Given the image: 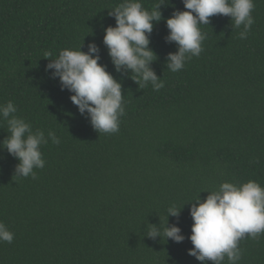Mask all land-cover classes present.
Here are the masks:
<instances>
[{
	"label": "trees",
	"instance_id": "1",
	"mask_svg": "<svg viewBox=\"0 0 264 264\" xmlns=\"http://www.w3.org/2000/svg\"><path fill=\"white\" fill-rule=\"evenodd\" d=\"M121 2L0 0V105L13 102L33 131L60 139L41 146L37 179L16 177L18 160L0 148V222L14 233L0 242V264H200L187 254L190 201L225 181L264 187V0H254L246 39L227 16L200 25L203 51L177 72L166 67L177 46L165 42V20L186 10L182 0H140L149 11L162 4L149 36L159 91L117 72L108 56L104 29ZM81 43L84 52L95 43L98 63L121 83L117 133L97 132L46 71ZM8 135L0 120V141ZM170 207L181 208L178 217H167ZM166 217L182 242L147 236L150 225L162 233ZM239 247V264H264V233Z\"/></svg>",
	"mask_w": 264,
	"mask_h": 264
},
{
	"label": "clouds",
	"instance_id": "2",
	"mask_svg": "<svg viewBox=\"0 0 264 264\" xmlns=\"http://www.w3.org/2000/svg\"><path fill=\"white\" fill-rule=\"evenodd\" d=\"M184 11H175L165 20L169 30L166 43H175L177 50L169 53L166 67L177 72L185 67L186 61L199 57L203 51L202 42L206 39L200 25H208L210 17L223 15L230 17L233 27L242 30L240 39H246L254 24L252 12L254 0H182ZM158 4L152 11L145 9L140 0H123L109 11L114 17L115 26L104 29L103 44L117 72L131 73L130 78L141 87L151 85L154 91L164 87L150 65L157 59L149 48V36L153 22L162 19ZM63 49L56 59H50L46 71L51 69L52 78H58L61 90H68L69 99L81 115H87L92 127L99 133L113 134L119 131L120 117L124 115L122 86L107 70L98 63L99 49L95 43L88 44V51ZM45 58L51 56L45 52ZM17 108L8 101L0 105V120L6 122L9 135L0 145L18 160L15 176L37 179L35 169H43L45 161L41 146L48 143L59 144L60 139L52 131L47 138L41 130L33 131L31 125L15 115ZM208 195L201 201L197 197L190 201L189 214L193 221L188 236L192 248L187 254L200 264H239L242 250L239 242L250 237L256 239L264 233V187L249 180L242 184L222 182L217 189L206 191ZM181 208L170 207L167 217H178ZM150 225L149 238H170L180 243L185 237L175 225ZM14 233L0 222V242L11 244Z\"/></svg>",
	"mask_w": 264,
	"mask_h": 264
}]
</instances>
